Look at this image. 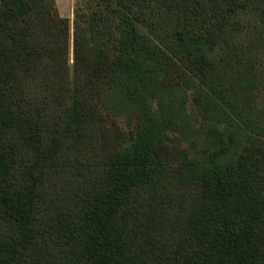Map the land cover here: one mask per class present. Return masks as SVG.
I'll return each mask as SVG.
<instances>
[{"label": "trees", "instance_id": "1", "mask_svg": "<svg viewBox=\"0 0 264 264\" xmlns=\"http://www.w3.org/2000/svg\"><path fill=\"white\" fill-rule=\"evenodd\" d=\"M0 1V264H264V106L255 79L230 77L237 58L212 59L238 12L264 0H154L175 22L154 50L136 23L152 0H116L119 52L92 47L100 29L77 27L72 75L67 21L44 22L52 2ZM165 50L178 71L211 77L199 88L217 118L209 136L222 142L214 122L232 114L222 103L251 131L236 124L223 139L221 155L244 141L236 162L195 167L181 155L169 170L167 116L146 103L144 83ZM111 87L140 101L130 144L106 111Z\"/></svg>", "mask_w": 264, "mask_h": 264}, {"label": "rangeland", "instance_id": "2", "mask_svg": "<svg viewBox=\"0 0 264 264\" xmlns=\"http://www.w3.org/2000/svg\"><path fill=\"white\" fill-rule=\"evenodd\" d=\"M47 1L52 2L53 5H51L50 9L52 13L51 19L44 21L46 25H60V22L56 21L58 17L67 21L68 37L65 51L70 75L73 72L74 39L78 32L77 27L83 28L84 31L82 33L85 36L90 35L91 30L100 29L105 33L104 39L100 41L95 39L92 47L103 45L107 49H112V52H119L120 21L110 12V8L118 7L116 0ZM144 5L141 13L136 12L141 19L136 23L143 33L151 37L152 41L149 46L151 50H154L156 46H159V41L162 37H169L171 40L174 38L175 22H171L166 15V18L163 17L162 10L165 8L160 3L152 0L145 2ZM263 11L257 5L249 7L242 12L239 11V14L227 28L226 39L229 47L223 44L217 46L212 56L213 60H219L224 58L225 53H229L237 58L240 65H237V70L231 73L230 77H235L237 74H247L248 77L255 79L256 87L251 90L250 94L254 100L253 102L258 107L264 106ZM164 12L165 14L167 13L166 11ZM151 28L154 29V34H151L153 33L150 32ZM45 39L44 43L48 46L51 36L46 35ZM63 50L64 45L59 44L58 54H63ZM155 58L157 59V67H153L152 71L149 72L148 78L146 77L144 80L145 86L152 89V92L147 93L149 96L146 98V103L155 112L160 111L167 116V127L160 140L169 146L172 153L166 158L170 166L169 170H173L179 165L176 160L181 155H186L187 160L195 167H202L206 162L212 166L225 164L229 160L236 162L244 153V141L233 139L235 141L234 144H237V146L234 145L227 154L221 155L219 150L224 148L223 139L225 140L229 132L236 128V124L243 126L245 132L250 133L251 131L233 114V110L227 104L222 103L226 110L232 113L230 119H220L219 122H214L213 126L222 133V142H216L213 137L209 136V122L212 124V121H217V118H215L216 116L213 113H207L203 95H201L199 88L207 90L205 81H210L211 77L208 76L204 80L189 73L186 69H183V71L186 70L187 73L186 71L185 73L178 71L174 63L179 64L181 68H183V65L170 51L165 50L163 56L157 53ZM217 87L221 88L220 85H217ZM116 91V87L114 89L111 87L108 96H104L106 111L110 116H113L112 119L125 132L126 139L124 144L126 145L132 142L137 126L140 124L142 117L141 104L136 97L134 99L131 96H126V99L116 98ZM228 99L231 100L230 98ZM125 103L126 105H124ZM253 136L256 137V135ZM248 145L255 147V145ZM169 174L171 173L169 172Z\"/></svg>", "mask_w": 264, "mask_h": 264}]
</instances>
